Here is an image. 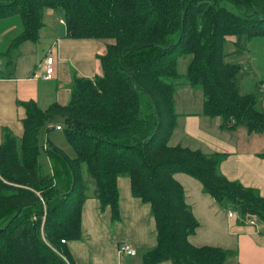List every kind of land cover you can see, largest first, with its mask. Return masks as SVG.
<instances>
[{
	"label": "trees",
	"instance_id": "16d2710c",
	"mask_svg": "<svg viewBox=\"0 0 264 264\" xmlns=\"http://www.w3.org/2000/svg\"><path fill=\"white\" fill-rule=\"evenodd\" d=\"M48 8H63L68 35L110 40L100 56L103 73L75 75L69 102L44 108L23 100L24 134L4 129L0 264H68L63 255L77 264L67 243L82 237L83 203L93 193L120 219V175L130 177L133 194L151 204L156 219L157 244L142 264H228L230 249L188 239L199 221L174 173L194 176L219 204L263 223L264 196L220 172L223 152L169 143L174 94L181 82L199 87L203 111L221 115L224 127L264 132L258 95L240 92V65L226 59L224 48L227 34L238 44L264 36V0H0V23L18 15L14 23L4 21L5 29L15 28L0 50L6 67L25 41L39 40ZM184 55L182 73L178 57ZM57 117L73 153L50 135L45 146L39 142L43 126L51 130ZM42 147L50 172L43 170Z\"/></svg>",
	"mask_w": 264,
	"mask_h": 264
},
{
	"label": "crops",
	"instance_id": "0c3cea01",
	"mask_svg": "<svg viewBox=\"0 0 264 264\" xmlns=\"http://www.w3.org/2000/svg\"><path fill=\"white\" fill-rule=\"evenodd\" d=\"M55 10L59 16L53 22L50 17ZM46 13L50 17L41 28V37L38 41H25L12 65L6 67L4 55L0 54V142L5 128L18 136L24 134L26 108L23 100L34 99L44 108L54 101L67 103L75 75L103 73L100 56L110 39L72 37L67 34L66 23L60 20L64 18L63 8H48ZM8 29L15 28L10 25ZM2 37L0 33V50L5 51L10 39L4 42ZM225 38L226 59L240 65V92L257 93L256 104L264 110V36L255 34L242 38L239 44L234 34H227ZM45 41L48 47L42 59L31 60L25 69L22 68L24 63L20 59L25 53H34V45ZM49 54L54 56L55 73L45 78L41 74ZM174 105L177 117L169 143H180L204 152H223L220 172L230 180L258 189L264 196V155L260 154L264 152V132L249 131L242 124L224 127L221 115L210 116L203 111L202 90L185 82L176 87ZM56 129L62 128L56 126ZM49 164L51 167L50 160ZM174 176L184 187L185 199L199 221L188 235L190 242L230 249L228 264H264V223L259 218L253 214L242 217L238 211L219 204L204 191L197 178L186 172L176 171ZM118 186L120 219L114 220L111 207H101L93 193L85 199L82 237L67 243L77 264H142L144 253L157 244V225L151 204L133 194L129 176L120 175ZM229 210L233 211L232 215L228 214ZM247 216L255 223L247 222ZM122 242L131 243L136 253H121L119 245ZM159 264L172 262L165 260Z\"/></svg>",
	"mask_w": 264,
	"mask_h": 264
},
{
	"label": "rangeland",
	"instance_id": "374dc122",
	"mask_svg": "<svg viewBox=\"0 0 264 264\" xmlns=\"http://www.w3.org/2000/svg\"><path fill=\"white\" fill-rule=\"evenodd\" d=\"M58 16H59V13H57L56 10H55L53 15H51V17H50L49 14L46 13L45 20L49 19V17H50L51 20L54 22V21L58 20ZM15 18H18V15H16L15 17H13V16L6 17L0 23V28H2L1 31H2V34H3L2 40L4 42L8 41L11 38V34H12V31H10L8 29V27H6V29H8V30L5 29V22L11 21V23H14L15 22ZM47 47H48V43H46V41L45 42H39L38 44H35L34 45L35 52L34 53H29V52L25 53V55L20 59V62L24 63L22 68L25 69L26 64L29 63L31 60L33 62H35V61H39L40 59H42V57L44 56V50ZM178 58H179L178 59V70H179V72L184 73L185 72V68H186V64H187V62L189 60V55L180 56ZM53 123H54L53 126H55L57 123L64 124V119L62 117H57V118H55ZM48 135H50L51 141H53V142H55L57 144L63 145V147L68 149L69 153L70 152L71 153L74 152L72 149L70 150L69 148H67L69 142H68V140L66 138V135H65V132H64L63 129H56V126H55L51 130H48L46 125L43 126L42 135L40 136V144H41V146H43L46 143V140L48 139L47 138ZM40 159H41V161L43 163L42 164L43 165V170L47 171V172H50L51 171V167H50V164H49V158H48L46 152L44 151L43 147H42V153L40 155ZM63 257L66 259L68 264H71L70 261L68 260V258L65 255H63Z\"/></svg>",
	"mask_w": 264,
	"mask_h": 264
},
{
	"label": "built area",
	"instance_id": "2783aa9c",
	"mask_svg": "<svg viewBox=\"0 0 264 264\" xmlns=\"http://www.w3.org/2000/svg\"><path fill=\"white\" fill-rule=\"evenodd\" d=\"M62 22H65L64 18L60 19ZM43 72L41 74V76L45 77V78H51L53 77L54 73H55V65H54V56L52 54H49L45 57V61H44V66H43ZM57 128H62L61 124H57ZM229 215L233 214L232 210L228 211ZM247 222L249 223H255V220L253 218H251V216H247ZM65 239H63L64 241ZM119 250L121 253H127V254H135L136 253V249L135 247L129 243V242H122L119 245Z\"/></svg>",
	"mask_w": 264,
	"mask_h": 264
}]
</instances>
